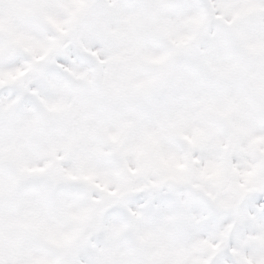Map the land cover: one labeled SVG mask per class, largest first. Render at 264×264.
Here are the masks:
<instances>
[{"label":"snow or ice","instance_id":"6c2138e0","mask_svg":"<svg viewBox=\"0 0 264 264\" xmlns=\"http://www.w3.org/2000/svg\"><path fill=\"white\" fill-rule=\"evenodd\" d=\"M0 264H264V0H0Z\"/></svg>","mask_w":264,"mask_h":264}]
</instances>
